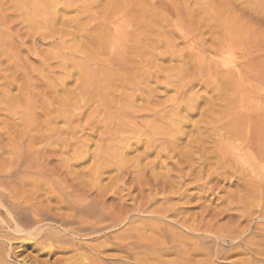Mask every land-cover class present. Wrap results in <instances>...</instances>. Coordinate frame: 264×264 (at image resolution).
Segmentation results:
<instances>
[{"label":"rangeland","instance_id":"1","mask_svg":"<svg viewBox=\"0 0 264 264\" xmlns=\"http://www.w3.org/2000/svg\"><path fill=\"white\" fill-rule=\"evenodd\" d=\"M52 11L66 21L58 31ZM115 24L125 43L112 51L101 42L105 33L113 38ZM247 31L264 34V0H0V181L14 173L0 192L56 218L71 212L49 193L52 182L96 202L98 224L109 229L80 242L61 238L86 256L111 236L166 251L177 245L180 254L159 255L166 263L264 264V191L257 175L248 183L245 166L223 153L236 131L232 115L243 114L236 79H223L213 64L224 53L191 50ZM76 63L86 70L84 85ZM0 211L10 264H55L74 254L58 252L57 243L54 251L25 243ZM47 225L63 231L51 222L39 227ZM111 249L104 254L125 257ZM146 250L138 262L158 264Z\"/></svg>","mask_w":264,"mask_h":264},{"label":"bare ground","instance_id":"2","mask_svg":"<svg viewBox=\"0 0 264 264\" xmlns=\"http://www.w3.org/2000/svg\"><path fill=\"white\" fill-rule=\"evenodd\" d=\"M65 9H67V8H65ZM35 17H36V15H35ZM60 18L61 17L57 11H52L50 13V25L52 26L51 28L54 29V30L52 29L53 31H55V30L58 31V28H56V27L59 25H63L66 22L62 18L61 19ZM117 23L118 22H116V24ZM116 24H115V26H117V27L114 28L113 38H111V37H109L110 39L105 38L106 33L103 34L104 37L102 35L103 40L101 42V45L104 46V48L108 47V49H111V50L112 49L114 50L115 48L120 49V47H123V45H124L123 43H125L123 41V38L125 39V37L124 36L122 37V35H121L123 32V29L120 27L121 24L119 26ZM183 30L184 29H182V28L179 29L178 34H179L180 38L182 37L181 39L186 40V34H188V32L187 31L184 32L185 30L184 31ZM248 32L249 31L245 32L247 35H243L242 34L243 32H241V35L237 34L238 36H235V37L227 36L228 37L227 39H221L220 41L218 39V43H217L216 48H214L212 50L205 49L204 47L199 45L197 42H194V44L191 45V50L196 55L201 56L203 58H206L207 54L224 53L225 56H224L223 60H221V61L215 60L213 62V64H214L215 68L219 67L222 69L223 72L221 74H223V75H221V76L223 77V79L224 78H230L231 79L232 77H234L236 79V80L233 79L235 81L234 83L236 84L235 90H237V92H239L237 94H238L239 100H240L242 105H240L238 103H236V104H238V106L239 105L241 106L239 108H240V111L243 112V114L242 115H236V114L232 115V120H233V116H235V121H234L235 125H233V130L235 131V129H236V131H235V133H233V135H231V136L229 135L231 140H229L228 144H226L227 146L224 147L223 153L227 154L228 159L231 160L232 163L237 164L236 166H240L239 164H242L243 166H245L244 170L243 171L241 170L240 173L243 174L244 177H246V181L248 183H250L251 176L255 177L257 175L255 179H256V182L258 183V187L261 188V191H264V171H263L264 170V148H263L264 147V34H262V33L255 34L254 32H251L249 34ZM238 33H239V31H238ZM188 37L189 36L187 35V39H190ZM88 52H90V51H88ZM161 56H163V55H161ZM164 57H165V54H164ZM164 57H162V58H164ZM70 66H72L73 71H75L78 74L79 83L83 84L84 79L86 77V70L81 66V64L79 65L78 63L72 64ZM221 69H219V70H221ZM69 71H68V73H69ZM131 87H133V86H131ZM67 91H69V90H67ZM236 99H237L236 102H238L239 101L238 98H236ZM241 108H242V110H241ZM180 109H177V110H180ZM183 110H184V108H183ZM233 113H234V110L232 111V114ZM238 113H239V111L237 112V114ZM186 114H188L187 109H186ZM177 116H175V118ZM179 117H180V115H179ZM180 120H182V118ZM175 127H176V125H175ZM177 128L178 127H176V129ZM179 129H180V127H179ZM177 140L178 139L175 138L174 142ZM175 145H176V143H175ZM95 157H97V155L96 156L94 155V158ZM259 157H262L260 159V161H258V162H260V165H258L259 163L256 162ZM96 163H97V161H96ZM96 167L97 166H95V168ZM24 170H27V169L25 168ZM94 171H95V169H94ZM94 171L92 173H94ZM10 172L9 173L6 172V173H3V175H1L2 180L0 181V183L8 182V180L14 174L13 171H12V173H10ZM44 175L45 174H43V176ZM93 177H94V175H93ZM49 179L51 180V178H49ZM74 189L75 188H73V190ZM73 190H67L66 187H64V184H58V183L52 182V184L50 185L49 193L51 195L54 194L57 202L60 203L62 205V207L66 208L67 210H69L71 212L70 215H66V216L56 214L57 218L55 216L51 215V213L49 211H47L45 213V215L40 214V212L32 210L31 207L28 208L26 205H21L20 203L14 202L9 197H6L4 194H2V192H0V208H2L5 211V214L9 217V218H5L6 217L5 216L3 218V221L5 222V225H7V227H14L15 231L14 230L13 231H14V233H16V237H17V235H19L20 237H22L21 239L25 243L29 244L30 241H32V242L37 241V242H35L37 247L40 245L42 247V245H44V243L48 244L47 246H49V247H50V244L57 243L60 246V247L56 246V249L59 250L58 252L62 251L61 253H65L68 248L71 249L72 247H74V244L72 245V240H68V241L65 240L67 235H70L71 237H76V239L79 238V240H80L81 238L85 239V238H88L89 236L91 237V235H93V234L95 235L98 233H103L109 229V227H102L98 224V220L100 219V216L96 215V210H97L98 204L92 200L88 201L86 196H84L85 198L80 199L83 196L80 197V195H78L79 193L77 192V194H76V192ZM261 195L264 196L263 193ZM48 198H49V196H48ZM141 208H142V206H139L138 209L137 208L136 209L138 210V212H141L140 211ZM143 210H144V208H143ZM39 211H43V210H39ZM1 215H2V212H1ZM81 215H83V216L85 215L87 218H92V220L88 221V222L82 221L80 218ZM41 222H51V223H54L56 225L59 224L63 231L56 230L55 228L52 227V225H47V226L41 228V227H39V224H41ZM30 224L32 225V227L33 226L36 227V228H34L35 229L34 231H33V229H32V231H28V229H26V226L30 227ZM59 225H58V227H59ZM111 226L115 227L117 225L113 224ZM62 237H64L65 239L62 240L61 239ZM5 238H8V237H5ZM17 238L15 240H17ZM107 238H110L113 241L108 242L106 244L103 243V245L101 244L100 247H96V246L90 247L89 246V250L82 251L84 253L88 252L87 256L85 254L80 253L81 252L80 247H77L74 249L72 248V251H73L72 253H74V254H71L70 255L71 257L68 256L69 258H67V259H66V257L65 258L63 257L64 259L58 257L57 260L55 261V264H129V263L125 262V260L127 258H130V257L133 258V259H131V258L130 259L134 260V262L136 260V263H132L133 262L132 261L131 262L132 264H154L153 260H152V262H151V260L147 261L148 258L145 259L144 263L138 262L140 260L138 258L140 256L139 254L143 253V252L138 251L141 249H147L146 251H148V249H149L150 252L153 251L154 252L153 254L150 253L151 256L154 254H155L154 256H156L158 254L157 258L153 257V259H155V260L158 259V260H156L158 262V264H178L179 261L183 262V260H184V262L183 263L181 262L182 264H190V263L193 264V262H190V259H189L190 257L186 258V259H181V258H183L182 257L183 255L182 256L178 255V257L181 256L180 257L181 260H179L177 263L176 262H172V263L167 262L166 263L165 260L162 262V260H161L162 256L160 257L159 255H161V253H163V254L169 253V251H170V253H173V254L179 253V252H175L177 245L174 248L173 244H171L173 247H170L169 251H166V249H168V248H165L166 246L164 248L154 247V246H151V247L145 246L144 247V246H142V244L140 246L139 244H136V243L125 242V240H123L124 237L111 238V236H107ZM107 238H105V239L108 240ZM110 239H109V241H110ZM171 242H173V241H171ZM44 246L42 247V249H45ZM49 247H47L48 251H49ZM2 248H3V245L0 246V264H10L7 260V258H9V253L4 251V248L3 249ZM53 248H55V247L51 246L50 250L54 251ZM111 248L113 250L124 253L125 257L123 255L121 257H118V255H117L118 259H116V257L112 258L111 256L109 257L108 255H105L104 251H106L108 249L110 250ZM257 248H258V246H257ZM82 249H84V248H82ZM10 250H12V249H10ZM132 250H134V251L136 250L138 252L135 251L136 253L133 252V254H131ZM177 250H180V249L177 248ZM129 251H130V256H128ZM260 252L261 251H258L259 254H260ZM166 255H169V254H166ZM260 256H262V255H260ZM137 258H138V260H137ZM80 259H81V261L83 260V262H86V263H82L81 261L79 262ZM123 259H124V261H123ZM188 259H189V261H188ZM28 262H29L28 260H23L22 264H31ZM38 264H47V263L45 262V263H38Z\"/></svg>","mask_w":264,"mask_h":264}]
</instances>
